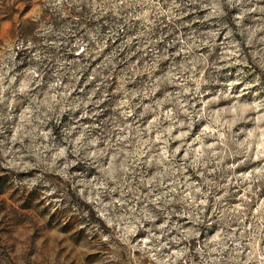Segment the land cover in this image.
<instances>
[{"label": "rangeland", "instance_id": "rangeland-1", "mask_svg": "<svg viewBox=\"0 0 264 264\" xmlns=\"http://www.w3.org/2000/svg\"><path fill=\"white\" fill-rule=\"evenodd\" d=\"M0 264H264V0H0Z\"/></svg>", "mask_w": 264, "mask_h": 264}]
</instances>
